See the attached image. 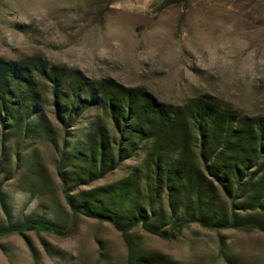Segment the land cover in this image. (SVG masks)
Here are the masks:
<instances>
[{
	"label": "rangeland",
	"instance_id": "1",
	"mask_svg": "<svg viewBox=\"0 0 264 264\" xmlns=\"http://www.w3.org/2000/svg\"><path fill=\"white\" fill-rule=\"evenodd\" d=\"M164 1L0 0V57L40 55L90 80L141 87L166 104L209 96L222 108L264 117V0H184L160 9ZM35 149L41 168L26 165L11 179L0 173V232L24 221L61 232L0 235V264H127L111 225L72 216L54 149L45 143ZM139 160L83 189L121 179ZM134 240L149 256L174 264H264V234L257 231L192 224L174 240L139 229Z\"/></svg>",
	"mask_w": 264,
	"mask_h": 264
},
{
	"label": "trees",
	"instance_id": "2",
	"mask_svg": "<svg viewBox=\"0 0 264 264\" xmlns=\"http://www.w3.org/2000/svg\"><path fill=\"white\" fill-rule=\"evenodd\" d=\"M36 143L54 149L72 216L111 225L127 264H174L145 253L134 240L138 229L164 240L192 224L264 234V117L209 96L166 104L141 87L90 80L40 55L0 57V173L11 179L26 165L41 168ZM139 157L121 179L83 189ZM0 204L5 210L1 197ZM28 229L61 232L24 221L0 235Z\"/></svg>",
	"mask_w": 264,
	"mask_h": 264
}]
</instances>
